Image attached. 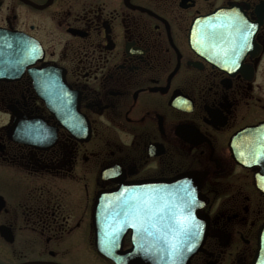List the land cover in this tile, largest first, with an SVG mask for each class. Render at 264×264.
<instances>
[{"label":"flooded vegetation","instance_id":"1","mask_svg":"<svg viewBox=\"0 0 264 264\" xmlns=\"http://www.w3.org/2000/svg\"><path fill=\"white\" fill-rule=\"evenodd\" d=\"M0 32L36 45L0 69V264H114L97 190L182 173L204 232L188 264H264L262 161L230 149L264 138V0H0ZM162 199L129 214L121 250L181 227Z\"/></svg>","mask_w":264,"mask_h":264},{"label":"water","instance_id":"2","mask_svg":"<svg viewBox=\"0 0 264 264\" xmlns=\"http://www.w3.org/2000/svg\"><path fill=\"white\" fill-rule=\"evenodd\" d=\"M207 20L204 18L199 24H204ZM200 28L206 27L198 29ZM35 51L36 45L30 39H20L19 35L8 36L0 32V69L1 64L14 61L15 56L21 58L23 65L26 64ZM259 130L260 126L255 125L237 132L230 140V149L239 164L251 167L262 161L261 167L254 172V179L256 187L264 194V138L257 137ZM244 134L250 138L251 143L246 151H242L239 144ZM189 176V173H182L176 180H167L160 185L149 181L118 180L116 187L97 190L91 218L98 252L111 259L114 264H188L204 237L200 227L193 233L190 232V226L185 225L195 220V214L198 215L197 207L191 201L196 189L188 186ZM146 197L164 198L159 205L165 207L172 219L181 222V227L178 224L177 228L176 224L175 228L162 231L159 235L141 236L130 249L121 250L122 237L129 228L130 220L134 219L129 214L143 213L145 207L158 205V202H144ZM257 252L259 256L263 255L262 242L259 243Z\"/></svg>","mask_w":264,"mask_h":264},{"label":"bare ground","instance_id":"3","mask_svg":"<svg viewBox=\"0 0 264 264\" xmlns=\"http://www.w3.org/2000/svg\"><path fill=\"white\" fill-rule=\"evenodd\" d=\"M242 138H243V137H242ZM242 138L239 140V144L241 143V141H243ZM246 142H248V143L250 142V139H249L248 137H246ZM254 169H255V168H254Z\"/></svg>","mask_w":264,"mask_h":264}]
</instances>
